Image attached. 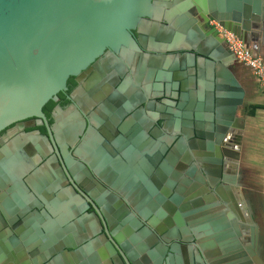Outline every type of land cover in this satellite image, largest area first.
I'll use <instances>...</instances> for the list:
<instances>
[{"label":"water","instance_id":"water-1","mask_svg":"<svg viewBox=\"0 0 264 264\" xmlns=\"http://www.w3.org/2000/svg\"><path fill=\"white\" fill-rule=\"evenodd\" d=\"M161 20L173 29L159 28ZM210 23L245 47L256 45L259 54L264 0H0V133L27 118L44 119L42 107L56 101V95L107 49L138 52L130 33L151 24L148 47L157 52L194 50L205 66L215 67L216 85L213 74L209 82H201L206 98L203 101L200 90L195 109L204 112L196 115L202 125L215 130L217 151L216 179L210 182L215 196L203 194L212 204L196 200L195 208L184 214L165 204L166 214L152 204V215L121 218L68 209L69 200H59L64 211L41 227L29 224L30 215L21 231L6 222L10 238L0 253V264H264V244H259L251 204L245 200L242 208L237 200L241 199L237 168L244 124L237 110L244 90L227 69L236 61ZM193 106L188 101L187 119ZM203 146L211 149L209 141ZM221 159L230 168L222 175ZM208 163L203 160L205 166ZM5 169L0 176L6 175ZM162 171L163 167L156 174L161 176ZM208 173L203 169L205 176ZM201 191L207 192L204 181ZM7 205L18 208L21 202L14 197Z\"/></svg>","mask_w":264,"mask_h":264},{"label":"flooded vegetation","instance_id":"flooded-vegetation-1","mask_svg":"<svg viewBox=\"0 0 264 264\" xmlns=\"http://www.w3.org/2000/svg\"><path fill=\"white\" fill-rule=\"evenodd\" d=\"M157 24L173 29L163 20ZM151 28L149 24L131 31L138 52L107 49L56 95V101L42 107L44 119L27 118L0 133V170L6 168V175L0 176L1 254L10 238L5 232L8 220L20 230L30 215L29 224L41 227L53 214L64 211L60 206L64 200H69L68 209L121 218L152 215V204L166 214L165 204L179 214L192 211L196 200L212 204L203 194L214 195L210 182L216 179V132L202 125L196 115L204 112L195 105L203 90L201 82H209L210 74L215 87L216 69L205 66L194 50L151 49L147 34ZM227 69L235 76L232 65ZM188 101L194 106L187 119ZM205 141L211 143L210 150L203 146ZM203 160L210 163L205 166ZM161 167L160 176L156 172ZM203 169L209 171L206 176ZM219 169L221 175L230 170L222 159ZM237 173L241 198L237 200L242 208L245 200L251 204L256 223L257 201L246 189L244 170L238 167ZM202 180L207 188L204 193ZM14 197L20 199L18 208L7 205ZM185 205L187 209L181 208ZM114 223L120 226L117 219ZM95 228L99 233L98 223ZM258 237L262 245L259 227Z\"/></svg>","mask_w":264,"mask_h":264},{"label":"crops","instance_id":"crops-1","mask_svg":"<svg viewBox=\"0 0 264 264\" xmlns=\"http://www.w3.org/2000/svg\"><path fill=\"white\" fill-rule=\"evenodd\" d=\"M259 55L264 60V39L262 34L258 43ZM251 82L248 91L246 108L255 106L252 115L246 112L238 116L244 120L243 131L240 138V160L238 167L244 170L246 176V189L251 197L257 201L258 218L256 224L264 235V92L256 85L249 74ZM264 243H262L263 245Z\"/></svg>","mask_w":264,"mask_h":264},{"label":"built area","instance_id":"built-area-1","mask_svg":"<svg viewBox=\"0 0 264 264\" xmlns=\"http://www.w3.org/2000/svg\"><path fill=\"white\" fill-rule=\"evenodd\" d=\"M218 35L225 41L227 48L236 63L245 67L255 80L256 85L264 92V60L256 52V45L245 47V45L235 38L231 33L217 27Z\"/></svg>","mask_w":264,"mask_h":264},{"label":"rangeland","instance_id":"rangeland-1","mask_svg":"<svg viewBox=\"0 0 264 264\" xmlns=\"http://www.w3.org/2000/svg\"><path fill=\"white\" fill-rule=\"evenodd\" d=\"M232 70L236 76V79L239 80L240 85L243 86V88H245L246 91H248V87L251 84V82L249 81V78H250L249 77V74H250L249 71L239 63H233L232 64ZM247 97H248V94L246 92V94L243 97V104L237 110V116H242L243 113L246 112L245 103L247 102Z\"/></svg>","mask_w":264,"mask_h":264},{"label":"trees","instance_id":"trees-1","mask_svg":"<svg viewBox=\"0 0 264 264\" xmlns=\"http://www.w3.org/2000/svg\"><path fill=\"white\" fill-rule=\"evenodd\" d=\"M255 109H256L255 106H250L248 109L246 108V114L252 115Z\"/></svg>","mask_w":264,"mask_h":264}]
</instances>
